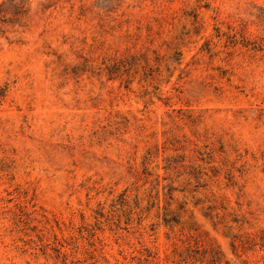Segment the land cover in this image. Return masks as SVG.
Here are the masks:
<instances>
[{"label": "rangeland", "instance_id": "obj_1", "mask_svg": "<svg viewBox=\"0 0 264 264\" xmlns=\"http://www.w3.org/2000/svg\"><path fill=\"white\" fill-rule=\"evenodd\" d=\"M0 264H264V0H0Z\"/></svg>", "mask_w": 264, "mask_h": 264}]
</instances>
